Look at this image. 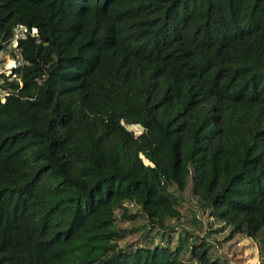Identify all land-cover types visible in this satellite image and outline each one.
I'll use <instances>...</instances> for the list:
<instances>
[{"label": "trees", "instance_id": "trees-1", "mask_svg": "<svg viewBox=\"0 0 264 264\" xmlns=\"http://www.w3.org/2000/svg\"><path fill=\"white\" fill-rule=\"evenodd\" d=\"M18 28L0 264H221L184 229L169 246L187 188L230 239L264 237V0H0V52ZM129 208L143 245L120 243Z\"/></svg>", "mask_w": 264, "mask_h": 264}, {"label": "rangeland", "instance_id": "rangeland-1", "mask_svg": "<svg viewBox=\"0 0 264 264\" xmlns=\"http://www.w3.org/2000/svg\"><path fill=\"white\" fill-rule=\"evenodd\" d=\"M21 32V28L16 29L14 40L0 52V76H9L11 70L21 63L15 48L16 39L21 36ZM32 33L34 34L35 32L32 31ZM1 80L2 78L0 79V84ZM3 96L4 93L0 91V97L2 98ZM126 128L132 131L135 136H138L142 131V128L138 125L126 126ZM175 195L178 198L179 210L183 219L181 221L182 225L176 221L173 222L177 230L175 233H170L169 246L174 247L177 245V240L186 235L182 231L184 229L188 233L192 232L201 240L205 239L212 245L211 254L214 259L220 258L221 264H264V237L254 241L243 235H237L230 239L231 228H223L222 223L211 217L208 212H202L197 198L192 195L189 188L182 193L175 191ZM129 212L132 214L131 216L136 218L120 222L119 227L128 231L120 243L121 245H143V240L138 230L132 233L130 230L141 228L144 224V216L135 208H129ZM155 244L166 245V243L161 241L160 235L155 237ZM188 257L189 255L187 254L182 257V260L187 262ZM194 263L197 264V261L194 260Z\"/></svg>", "mask_w": 264, "mask_h": 264}, {"label": "built area", "instance_id": "built-area-1", "mask_svg": "<svg viewBox=\"0 0 264 264\" xmlns=\"http://www.w3.org/2000/svg\"><path fill=\"white\" fill-rule=\"evenodd\" d=\"M22 31H23V29H22Z\"/></svg>", "mask_w": 264, "mask_h": 264}, {"label": "clouds", "instance_id": "clouds-1", "mask_svg": "<svg viewBox=\"0 0 264 264\" xmlns=\"http://www.w3.org/2000/svg\"><path fill=\"white\" fill-rule=\"evenodd\" d=\"M36 32V31H35Z\"/></svg>", "mask_w": 264, "mask_h": 264}]
</instances>
